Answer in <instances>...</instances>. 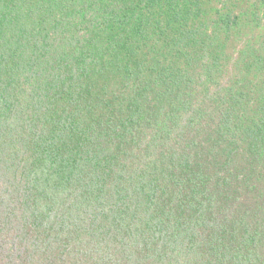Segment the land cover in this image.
<instances>
[{
  "label": "trees",
  "instance_id": "1",
  "mask_svg": "<svg viewBox=\"0 0 264 264\" xmlns=\"http://www.w3.org/2000/svg\"><path fill=\"white\" fill-rule=\"evenodd\" d=\"M92 2L0 0V264H264L261 231L215 222L202 170L125 151L147 88L107 74L144 72L125 28L148 19Z\"/></svg>",
  "mask_w": 264,
  "mask_h": 264
},
{
  "label": "rangeland",
  "instance_id": "2",
  "mask_svg": "<svg viewBox=\"0 0 264 264\" xmlns=\"http://www.w3.org/2000/svg\"><path fill=\"white\" fill-rule=\"evenodd\" d=\"M73 2L72 13L80 5ZM102 2L138 4L148 19L143 38L136 17L125 28L144 72L135 79L107 74L119 95L147 88L141 134L125 151L141 160L148 149L146 161L177 166L184 159L202 170L217 202L215 222L226 234L241 219L261 231L257 251L264 261V0H95L91 13ZM93 30L87 32L95 37Z\"/></svg>",
  "mask_w": 264,
  "mask_h": 264
}]
</instances>
